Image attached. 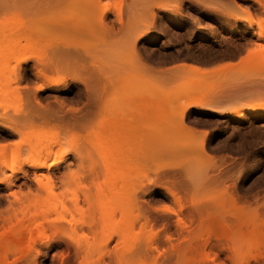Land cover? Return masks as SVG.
<instances>
[{"label":"rangeland","instance_id":"rangeland-1","mask_svg":"<svg viewBox=\"0 0 264 264\" xmlns=\"http://www.w3.org/2000/svg\"><path fill=\"white\" fill-rule=\"evenodd\" d=\"M85 2L0 0V53L18 56L0 67V242L27 225L45 232L22 257L9 246L4 264H264V0H98L97 36L52 32L42 50L38 26ZM146 90L165 123L149 130L161 145L133 177L134 234L146 229L128 250L118 230L100 238L110 202L102 135L137 122ZM50 187L83 223L41 214ZM220 224L243 229L241 241H209ZM245 230L258 248L242 243Z\"/></svg>","mask_w":264,"mask_h":264},{"label":"bare ground","instance_id":"bare-ground-1","mask_svg":"<svg viewBox=\"0 0 264 264\" xmlns=\"http://www.w3.org/2000/svg\"><path fill=\"white\" fill-rule=\"evenodd\" d=\"M82 1H85V0H82ZM137 1V0H136ZM134 2V1H133ZM81 3H83V2H81ZM138 3V2H137ZM134 4H135V2H134ZM100 2H98V0H86V2H85V4H83V7H80L81 9H79L78 8V12L76 11V13L75 14H69L70 16L69 17H67V19L66 18H63V16H61V19H59V20H57L56 18L57 17H55L53 14L54 13H52V15H50V16H48V19L47 18H45V20H43L42 21V23L44 22V23H46L45 25H41L42 27H39L38 26V29H39V31H40V37H39V43L41 42V45H40V47H42V50H44L43 49V47L44 48H47V46L51 49V47H50V45H51V43H52V41L53 40H55V39H53V38H51L52 36L51 35H49V34H51L52 32H53V34H54V36H59L60 34H59V32L60 33H62V34H67L68 32L70 33L71 31L73 32L74 31V29H76L78 32H76L77 34L78 33H80V35H83V34H88L89 35V33H90V35L92 34L91 32H93V34H96V36H97V34H98V32L96 33V31L98 30V29H96V28H99V24L96 22V19H97V15H98V18H100L99 20H100V23L102 22L101 20H102V18H101V15H99V14H101V13H99L100 11H102V8L100 7ZM136 6V5H135ZM137 7V6H136ZM101 8V9H100ZM129 9H131L130 8V6L128 7ZM51 13V12H50ZM130 14V13H129ZM132 14V13H131ZM95 15V16H94ZM47 15H45V17H46ZM100 16V17H99ZM44 17V16H43ZM55 17V19H53ZM60 17V16H59ZM66 17V16H65ZM96 17V19L94 20V18ZM6 18V17H5ZM16 18H19V17H16ZM63 18V19H62ZM134 19V18H133ZM12 20V19H11ZM17 20V19H16ZM12 21H14V18H13V20ZM20 21V20H19ZM16 22V21H15ZM8 25H10V23H9V20L6 22ZM13 23V22H12ZM17 23V22H16ZM42 23H40V24H42ZM4 22H3V26H4ZM6 24V25H7ZM18 24V23H17ZM39 24V25H40ZM1 25H2V20H1ZM13 25V24H12ZM19 26H21L20 24H18ZM98 25V26H97ZM17 26V25H16ZM2 27V26H1ZM5 27V26H4ZM1 28L2 30H4L5 29V31H6V28H8V27H5V28ZM10 27H11V25H10ZM15 27H14V25H13V27L12 28H9L10 30L12 29V34H11V32L9 31V33H10V35H9V37H8V39H9V43H11L13 46L15 45V43H14V41H15V39H17V38H19V37H17L16 36V34L17 33H15V32H18V30L16 31V29H14ZM40 28H41V30H40ZM96 29V30H95ZM20 30V29H19ZM94 30V31H93ZM263 30V29H262ZM15 31V32H14ZM57 31H58V33H57ZM99 31V30H98ZM75 32V31H74ZM82 32V33H81ZM3 32H1V34H2ZM5 33V32H4ZM0 34V37L2 36V37H4V35L5 34H7V32L5 33V34ZM14 33V34H13ZM68 33V34H69ZM39 34V33H38ZM56 34V35H55ZM61 34V35H62ZM18 36H20V33H18L17 34ZM60 35V36H61ZM51 36V37H50ZM79 36V35H78ZM93 36V35H92ZM96 36H94V39L95 38H97ZM2 37H1V39H2ZM49 37H50V39H49ZM62 37V36H61ZM90 37V36H89ZM6 38V40H7V37H5ZM21 38V37H20ZM55 38V37H54ZM80 38V37H79ZM86 38V37H85ZM91 38V37H90ZM93 38V37H92ZM1 39H0V41H1ZM51 39H53V40H51ZM93 39V40H94ZM85 40V39H84ZM87 40V39H86ZM5 40L3 39V42H4ZM8 41V40H7ZM17 41V40H16ZM15 41V42H16ZM81 41H83V39H81ZM7 43V42H6ZM14 43V44H13ZM49 43H50V45H49ZM90 44H91V42H89ZM93 43L95 44V42L93 41ZM92 43V44H93ZM100 43V42H99ZM97 45V44H96ZM4 46V45H3ZM51 46H53V45H51ZM86 46H88V45H86ZM90 46H92V45H90ZM7 46L5 45V47H4V49L6 48ZM92 47H94L95 48V45L94 46H92ZM11 48H12V46H11ZM2 49V48H1ZM41 49V48H40ZM3 50V49H2ZM7 50H12V49H6V51H2L1 53H0V63H1V65H0V67H2L3 65L5 66V68H4V66L1 68V73H2V71H4V73H7V66H8V64H9V62L10 61H8V60H11V59H13L14 60V54L16 53V50L14 51V47H13V52L14 53H12L11 51L9 52L10 54H7ZM46 50V49H45ZM90 50V49H89ZM91 50H92V48H91ZM101 51V50H100ZM88 52H90V51H88ZM68 54H70V53H68ZM9 55V56H8ZM10 56H12V57H10ZM15 56L16 57H18L16 54H15ZM4 68V69H3ZM1 75V74H0ZM4 77H5V74H4ZM4 77H3V75L1 76V78L0 79H4ZM6 78V77H5ZM46 78V77H45ZM2 79V80H3ZM4 80H6V79H4ZM46 81H47V79H46ZM48 82V81H47ZM46 82V83H47ZM4 83V82H3ZM50 84H51V79H50ZM55 84V83H54ZM147 90H150V89H147ZM146 90V92L143 94V95H145V94H147V93H149L150 94V96H143L142 98H140L141 100L139 101V98L137 99L138 101L136 102V101H134V103L136 102V103H138L137 105H140L139 107V111H140V114H139V117L137 116V118H135L134 116V118L135 119H138L137 120V122L135 121V119L133 120V119H131V121H135V122H132V124H131V122L130 121H127V122H124V120H129L128 118L127 119H123V122H120L119 123V125H118V127L117 128H114V130L112 131H110V133L108 134V133H106V134H108L107 136H105V134L104 135H102V136H104L103 138H102V141H104V142H102L103 143V145H104V148H105V150H107V152H108V154L106 155V152H105V156H106V159H108V160H106L105 161V158H104V161L105 162H107V163H105V164H107V168H103V170H105V172H106V176L104 177L105 179H109V183H110V186H109V189H108V191L110 192L109 193V199H110V202H109V204H107V206H105V209H103V221L101 220L102 219V217H100V220H101V223H103V224H101L100 226H102L103 228V230L101 231V233H102V237L100 236V238L101 239H104V240H108V238H109V236H111V234H113V232H115V231H117L118 230V232H119V234H120V237H121V242L123 243V245L128 249V250H132L133 249V247H135L136 248V246L138 245L137 243H138V241L139 240H137L138 238V236L137 235H139L138 233H140V235H141V233H144L145 232V226H142V227H139V232L137 233V232H135V233H137V234H134V229H135V222H136V215L134 214L135 213V210H134V207H136L135 206V200H137V199H134V198H136V197H134V193H136L135 191H136V189H135V191H134V180L136 179V174H138V173H140L139 172V170L141 169L140 168V164L142 165V164H144L145 162H143L142 163V161L144 160V158H150V157H148V156H150L151 154H153V152L154 151H156V149H158V147L161 145V144H158L157 143V136H153V135H151L150 133L152 132H154V131H151L150 133H149V130H151V128H154V129H157V128H159V129H157V130H155V131H160V127H159V125L160 124H162V126L161 127H163V124L165 123L164 121H162L163 119V117H161V116H163V115H161V111L164 109L163 108V106L161 105L160 106V103L158 102V101H156L154 98L155 97H152L153 95L151 94V92L150 91H147ZM130 97H132V94L131 95H129ZM135 98H137V97H135ZM133 99V98H132ZM132 103V102H131ZM134 105V104H133ZM161 107L163 108V109H161ZM137 108V107H136ZM164 110H166V107H165V109ZM137 111V110H136ZM139 111H138V113H139ZM163 113H165V112H163ZM168 115V114H167ZM129 116V115H128ZM167 117H169V116H167ZM172 121V120H171ZM130 122V123H129ZM163 122V123H162ZM123 123V124H122ZM137 123V124H136ZM169 123H171V122H169ZM166 124H168V122L166 123ZM158 127H157V126ZM156 126V127H155ZM111 129V128H110ZM109 129V130H110ZM154 133H156V132H154ZM28 135V134H27ZM101 136V137H102ZM157 137V138H156ZM158 140H160V139H158ZM165 140V139H164ZM159 145V146H158ZM169 145V144H168ZM170 146V145H169ZM101 148V147H100ZM171 148V147H170ZM104 150V149H103ZM161 151V150H160ZM103 153H104V151H103ZM160 154V153H159ZM158 154V155H159ZM102 156V155H101ZM107 156H109V157H107ZM147 158L145 159V161H147ZM46 160V159H45ZM150 160V159H149ZM28 161V160H27ZM151 161V160H150ZM149 161V162H150ZM31 162V161H30ZM148 162V161H147ZM146 162V163H147ZM34 163H36V162H34ZM33 163V164H34ZM145 163V164H146ZM29 164V163H28ZM32 164V163H31ZM31 164H30V166H31ZM40 164V163H39ZM104 164V165H105ZM37 165V164H36ZM147 165V164H146ZM42 166H44V165H42ZM33 167H35V166H33ZM40 167H41V165H40ZM39 167V168H40ZM37 168V167H36ZM143 168V167H142ZM145 168V167H144ZM143 168V169H144ZM143 169L142 170H140V171H142L143 172ZM146 170V169H145ZM104 172V173H105ZM143 175V174H142ZM107 177V178H106ZM133 177H135V179L133 178ZM137 178H138V176H137ZM134 182V183H133ZM137 187V186H136ZM46 191H47V194H49V199H47V204H46V202H44L45 204H43V209H40L42 212H41V214L42 213H48V214H50V213H55V215H57V216H59L60 214V217H62V219H63V217L65 216H68V215H70L69 217L71 218V221H72V223H73V225H74V222L75 221H77L78 222V224H79V222H81V223H83V220L81 219V218H77V219H75V217L77 216V214H76V212H78V206L76 207L75 206V204H73L72 202H70V203H68L67 204V202L66 203H64V202H60L59 203V201H57L56 199H55V194H54V191L51 189V187L50 188H47L46 189ZM106 191V190H105ZM107 192V191H106ZM108 194V193H107ZM137 195V194H136ZM57 196V195H56ZM60 196H62V195H60ZM64 196V195H63ZM102 197H104L105 198V196H102ZM108 197V196H107ZM58 199H59V197H58ZM62 199V198H61ZM105 201V200H104ZM109 201V200H108ZM105 202H107V199H106V201ZM75 203V202H74ZM114 206H113V205ZM60 205V206H59ZM104 205V204H103ZM110 206L112 207V208H110ZM58 207H60L59 209L61 210L60 212H63V214L62 213H60V212H58L57 213V211H59V209H58ZM108 207V208H107ZM39 210V211H40ZM63 210V211H62ZM47 211V212H46ZM98 212H99V208H98ZM44 213V214H45ZM63 215V216H62ZM45 216V215H44ZM73 216V217H72ZM100 216V215H99ZM102 216V215H101ZM40 217V216H39ZM116 217H119V218H116ZM41 218H43L42 216H41ZM37 219V218H36ZM118 219V220H117ZM64 220V219H63ZM70 221V222H71ZM74 221V222H73ZM68 222H69V220H68ZM31 223V222H30ZM35 223V222H34ZM37 223H39V222H37ZM96 223V222H95ZM241 224H242V222H240ZM22 224V223H21ZM36 224V223H35ZM85 224V223H84ZM83 224V225H84ZM23 225V224H22ZM21 225V226H22ZM86 225V224H85ZM211 225V224H210ZM210 225H208V226H210ZM222 224H220V227H222V228H218V230H220L218 233H217V231H214V230H210L209 231V233H208V235H209V241H212L213 242V240H214V242H217V241H220V240H218V237H219V239L221 238V236H223L222 238L224 239V237L226 238L227 237V239L229 238L230 240H233V239H231V238H233V237H237L238 238V240H240L241 239V237H240V235L241 234H245L244 232H243V229H242V231H240V229L241 228H238L237 226H234V227H236V228H238L239 230V232L237 233L235 230L233 231V230H230V228H229V231H228V227L226 228L227 230H224L225 229V227H224V229H223V226H221ZM18 226H20V225H18ZM17 226V227H18ZM41 225L40 224H37V226H35L34 224H32V226H28L27 225V229L26 228H24V227H22V228H17V229H14L13 231H11L10 229H9V231H11V232H8V234L9 235H7L8 236V238H9V236H10V240L9 239H3L1 242H0V264H4L5 262L7 263L8 261V252H9V249H10V247L9 246H14L15 247V253H16V255H19V253L21 254V257L23 256L22 254H24L25 252H28L29 253V250L31 251V250H33V247H34V244H35V242H36V240H37V237H39V234L41 233V234H43L42 232H44V227L42 226V227H40ZM78 226V225H77ZM99 226V225H98ZM207 226V227H208ZM230 226V225H229ZM75 227V226H74ZM16 228V227H15ZM72 228V227H71ZM210 228V227H209ZM212 228V227H211ZM215 228H217V227H215ZM236 228H234V229H236ZM76 229V228H75ZM248 229V228H247ZM257 229V228H256ZM255 229V230H256ZM50 230H51V228H50ZM80 230V229H79ZM78 230V231H79ZM237 230V229H236ZM254 229H253V231H255ZM144 231V232H143ZM201 231H202V229H201ZM236 232V233H234L235 234V236H233V233L232 232ZM245 231H247V230H245ZM259 231H260V229H259ZM259 231H258V229H257V233H259ZM117 232V233H118ZM204 232V231H203ZM203 232H201V233H203ZM240 232H242V233H240ZM247 232H249V231H247ZM256 232H254L255 233V235L254 236H250V235H252L251 233V231L249 232V235L247 236V235H245V236H247V238L246 237H243L242 239H243V241H242V243L245 245V246H247V244H248V247H251V246H255L256 245V247L258 248L259 246H257L258 245V243H257V240L255 239V236H256ZM262 233V232H261ZM44 234H45V232H44ZM237 234H238V236H237ZM73 235H74V233H73ZM257 235H259V234H257ZM6 236V235H5ZM7 236H6V238H7ZM77 236V235H76ZM231 237V238H230ZM202 238V237H201ZM257 238V237H256ZM100 239V240H101ZM217 240V241H216ZM246 240H248V241H246ZM259 240V239H258ZM227 241V240H226ZM235 241H237V239L235 240ZM241 241V240H240ZM240 241L238 242L237 241V243H240ZM246 241V242H245ZM260 241L262 242V240L260 239ZM101 242V241H100ZM213 242V243H214ZM229 242V241H228ZM248 242V243H247ZM3 243V244H2ZM80 243V242H79ZM105 243H106V241H105ZM212 243V244H213ZM241 243V244H242ZM81 244V243H80ZM99 244V246H100V243H98ZM232 244V243H231ZM235 244V243H234ZM136 245V246H135ZM238 245L239 244H236V246L238 247ZM251 245V246H250ZM263 245V244H262ZM89 246V245H88ZM98 246V245H97ZM240 246V245H239ZM242 246V245H241ZM11 247V248H12ZM13 247V248H14ZM90 247H91V245H90ZM104 247V246H103ZM205 247V246H204ZM248 247H246V248H248ZM82 247H80V249H81ZM84 248V247H83ZM94 248V249H93ZM92 248V252H93V250H95V248L96 247H93ZM134 248V249H135ZM7 249H8V252H7ZM86 249V248H85ZM88 249V248H87ZM196 249V248H195ZM198 249V248H197ZM11 250H13V249H11ZM79 250V249H78ZM81 250H84V249H81ZM97 250H98V248H97ZM192 250H193V248H192ZM19 253H18V252ZM85 251V250H84ZM102 251H104V250H102ZM136 251V250H135ZM194 251V250H193ZM195 251H197V250H195ZM98 252H101V249H99V251ZM131 252V251H130ZM129 252V253H130ZM133 252V251H132ZM86 253V252H85ZM103 253V252H102ZM197 253H198V251H197ZM10 254V253H9ZM90 254H91V252H90ZM96 254V253H95ZM127 254V253H126ZM137 254V253H136ZM142 254V253H141ZM146 254V253H145ZM194 254H195V252H194ZM97 255V254H96ZM101 255V254H100ZM99 255V256H100ZM199 255V254H198ZM20 256V255H19ZM102 256V255H101ZM130 256V255H129ZM150 256V255H149ZM195 256H197V254L195 255ZM120 257V256H119ZM128 257V256H127ZM190 257V256H189ZM91 258V257H90ZM95 258V257H94ZM98 258V257H97ZM100 258V257H99ZM123 257H121V259H122ZM132 258V257H131ZM142 258H144V257H142ZM255 258V257H254ZM134 259V258H133ZM191 259V258H190ZM85 260V259H84ZM98 260V259H97ZM100 260V259H99ZM116 260H117V258H116ZM192 260H194V259H192ZM196 260V259H195ZM199 260V259H198ZM93 261V260H92ZM122 261H124V263H127V264H161L160 262H159V260L156 258V257H148V258H146L144 261H142L141 259L139 260V259H137V260H128V261H126L125 262V260H122ZM189 261V264H190V262L192 263V261L191 260H188ZM188 261H187V263H188ZM95 262V261H94ZM99 262V261H98ZM121 262V261H120ZM119 262V263H120ZM86 264V262H83V264ZM92 263V262H91ZM103 263V262H102ZM121 263H123V262H121ZM88 264H90V263H88ZM99 264V263H98ZM116 264V263H115Z\"/></svg>","mask_w":264,"mask_h":264}]
</instances>
